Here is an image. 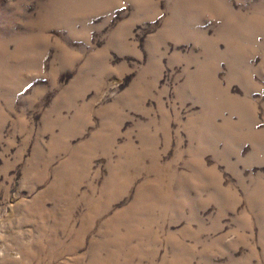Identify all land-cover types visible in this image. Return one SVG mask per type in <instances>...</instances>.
<instances>
[{"label":"rangeland","instance_id":"1","mask_svg":"<svg viewBox=\"0 0 264 264\" xmlns=\"http://www.w3.org/2000/svg\"><path fill=\"white\" fill-rule=\"evenodd\" d=\"M0 264H264V0H0Z\"/></svg>","mask_w":264,"mask_h":264}]
</instances>
